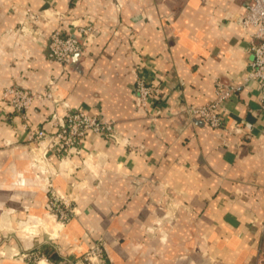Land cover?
<instances>
[{
  "label": "crops",
  "instance_id": "0c3cea01",
  "mask_svg": "<svg viewBox=\"0 0 264 264\" xmlns=\"http://www.w3.org/2000/svg\"><path fill=\"white\" fill-rule=\"evenodd\" d=\"M245 4L0 0V229L50 213L46 175L27 138L51 128V79L60 116L86 107L114 121L119 137L89 133L80 155L49 154L54 187L76 214L44 228L48 236L20 240L38 253L34 264H84L99 238L110 264H255L264 252V111L258 83H244L254 31L239 25ZM86 24L96 31L83 53L68 63L49 57L54 30L80 36ZM137 74L158 89L147 110L137 102ZM217 78L240 85L224 104V127L185 111L214 97ZM13 85L42 95L27 118L3 97ZM17 236L0 264H32L16 253Z\"/></svg>",
  "mask_w": 264,
  "mask_h": 264
},
{
  "label": "built area",
  "instance_id": "2783aa9c",
  "mask_svg": "<svg viewBox=\"0 0 264 264\" xmlns=\"http://www.w3.org/2000/svg\"><path fill=\"white\" fill-rule=\"evenodd\" d=\"M28 16L36 18L37 14L28 11ZM239 25L243 31L250 26L254 27L251 32V51L253 58L245 75V84L257 82L259 87L260 109L264 111V0H246L245 10L239 19ZM80 36L65 34L61 29L54 30L49 39V57L53 60L68 63L76 55L86 49V40L94 34L96 27L91 24L80 26ZM85 34V37H83ZM214 97L202 104H188L185 108L190 117H198L213 127H224L223 109L225 102L239 89L238 84L217 78L214 83ZM57 82L51 79L45 96L54 102L51 113V128L31 129L27 138L28 145L34 157V164L39 166L40 171L46 175V187L48 189L50 213L64 223L76 214L73 199L68 194L62 193L54 187L50 178V153H55L60 159H67L70 154H81L82 145L89 133H96L103 138H112L118 141L115 122L105 119L100 115L91 113L86 107L69 108L65 116H60L56 111L59 99L54 92ZM135 90L138 94V105L142 110H147L150 98L158 92V89L137 74ZM41 94L31 92L20 86H10L3 91L5 100L15 111L27 118V111L31 108L34 100ZM55 128V129H52ZM253 123L244 121L243 130L251 132ZM107 242L103 238L93 241L84 254V264H110L107 258ZM255 264H264V252L259 251Z\"/></svg>",
  "mask_w": 264,
  "mask_h": 264
},
{
  "label": "rangeland",
  "instance_id": "374dc122",
  "mask_svg": "<svg viewBox=\"0 0 264 264\" xmlns=\"http://www.w3.org/2000/svg\"><path fill=\"white\" fill-rule=\"evenodd\" d=\"M1 216L4 217L3 214H1L0 217ZM22 216L21 217L19 216V224L17 230L9 229V228L0 229V250L2 251L3 254L8 253L12 247L10 245V235L12 234L15 237L17 233L18 234L17 242L19 245L17 247L13 246L14 248L19 249L16 253L22 258H29L30 263L34 264L37 262L39 258L38 253L37 252L31 253V251H29L28 249L26 248L24 249L23 247L25 246L22 245L20 240L22 239L23 243H25L24 241L26 238V233H32V232H36V235L40 237L42 235L44 236V234L48 236V233L46 232L47 230L45 229L52 228L53 230L54 227H56V225L59 223V221L51 213L36 214V215L25 214ZM39 256L43 257V255L40 254Z\"/></svg>",
  "mask_w": 264,
  "mask_h": 264
}]
</instances>
